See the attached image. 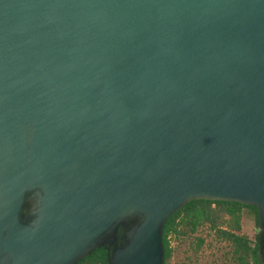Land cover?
Here are the masks:
<instances>
[{
    "label": "water",
    "instance_id": "95a60500",
    "mask_svg": "<svg viewBox=\"0 0 264 264\" xmlns=\"http://www.w3.org/2000/svg\"><path fill=\"white\" fill-rule=\"evenodd\" d=\"M190 198L264 249V0H0V264H162Z\"/></svg>",
    "mask_w": 264,
    "mask_h": 264
},
{
    "label": "trees",
    "instance_id": "16d2710c",
    "mask_svg": "<svg viewBox=\"0 0 264 264\" xmlns=\"http://www.w3.org/2000/svg\"><path fill=\"white\" fill-rule=\"evenodd\" d=\"M243 208L253 213L255 224L258 226L257 211L251 205L205 198H190L184 202L162 224L160 230L162 264H168L171 258L170 238L172 236H188L201 226H205L217 239L228 244L232 264H264V249H261L258 243L259 233L255 235L253 243L239 233ZM201 242L202 239L198 238L196 245ZM109 252L108 245L98 246L76 264H107Z\"/></svg>",
    "mask_w": 264,
    "mask_h": 264
},
{
    "label": "rangeland",
    "instance_id": "374dc122",
    "mask_svg": "<svg viewBox=\"0 0 264 264\" xmlns=\"http://www.w3.org/2000/svg\"><path fill=\"white\" fill-rule=\"evenodd\" d=\"M239 233L245 235L250 243H253L258 233L254 215L246 208L241 212ZM198 238L202 242L196 245ZM170 247L172 254L168 264H232L228 244L217 239L205 226L199 227L188 236H172Z\"/></svg>",
    "mask_w": 264,
    "mask_h": 264
},
{
    "label": "flooded vegetation",
    "instance_id": "af4514ba",
    "mask_svg": "<svg viewBox=\"0 0 264 264\" xmlns=\"http://www.w3.org/2000/svg\"><path fill=\"white\" fill-rule=\"evenodd\" d=\"M23 210H25V207L23 208Z\"/></svg>",
    "mask_w": 264,
    "mask_h": 264
}]
</instances>
